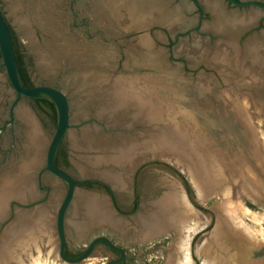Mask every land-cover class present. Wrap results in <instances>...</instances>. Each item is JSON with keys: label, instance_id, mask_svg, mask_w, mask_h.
<instances>
[{"label": "rangeland", "instance_id": "374dc122", "mask_svg": "<svg viewBox=\"0 0 264 264\" xmlns=\"http://www.w3.org/2000/svg\"><path fill=\"white\" fill-rule=\"evenodd\" d=\"M159 1L0 0V9L21 45L32 84L59 88L70 98L72 127L62 141L69 165L62 169L77 180L93 177L108 183L123 210H128L134 189L139 195L137 212L121 216L113 210L107 195L80 186L65 215L67 250L78 255L94 238L104 236L126 252L125 264H177L171 256L175 257V243L184 235L178 231L179 226L175 228L177 223L150 234L142 222L151 213L147 211L151 203L163 205L170 196L176 215L185 218L183 207L175 199L184 193L197 212L194 218L186 217V226L198 222L199 227L190 234L192 264H264V22L263 27L258 26L257 18L255 25L241 33L243 19L235 16L253 9H238L214 0L226 19L237 24L234 33L241 34L238 46L254 37L251 47L259 48L254 64L242 58L235 65L237 39L230 41L207 32L209 12L202 18L192 0ZM197 1L203 4V0ZM123 85H128L129 92V86L138 91L164 119H146L142 126L106 111L114 101L122 102L113 92ZM175 86L195 93L197 101H187L188 96L174 97ZM14 98L0 67V127L8 119ZM19 107L34 116L41 141L47 144L56 127L50 111L26 98ZM189 107L199 116L193 114L186 120L189 110L185 109ZM21 125L17 118L12 128V150L3 162L11 143L9 126L2 134L0 173L28 161ZM160 127L174 128L185 141L170 145V139L177 136L169 133L164 135L166 139L156 137ZM103 138L106 145L101 143ZM164 139L168 143H163ZM185 143H190V149ZM103 157L106 161L98 163ZM39 167H44L43 162ZM191 172L198 177L201 197L190 180ZM42 185L49 186L50 193L45 202L31 207H38L43 215L41 219L34 215L35 220L40 219L35 228L42 229L36 241L42 255L39 264H66L58 257L54 227L66 185L47 173ZM46 195L36 187L35 198L20 205L29 206ZM79 195L96 199L104 214L86 218L84 208H74ZM11 208L6 209L3 228L11 224ZM13 208L20 213L29 210L16 205ZM243 227L253 243L240 235ZM221 229L228 231L224 240ZM240 241L249 256L243 263L236 262ZM36 245L32 244L34 249H27L25 255L20 247L10 251L11 245L5 246L9 255L0 256V264H31L28 253L36 256ZM113 257L107 248L99 246L83 264H105Z\"/></svg>", "mask_w": 264, "mask_h": 264}, {"label": "water", "instance_id": "95a60500", "mask_svg": "<svg viewBox=\"0 0 264 264\" xmlns=\"http://www.w3.org/2000/svg\"><path fill=\"white\" fill-rule=\"evenodd\" d=\"M228 2L236 7L254 6L259 9H264V4L254 1L228 0ZM199 6L202 8L203 12L207 11L210 13L211 21L208 22V25L206 24L205 27L206 28L205 30L207 32L211 33L212 35L225 36V38H227L228 40L230 39V41H233V39H237L236 44H234L236 55L233 57V63L235 65H238L239 60L243 58V61L249 59V63L254 64L256 61L254 59H256L258 55H260L259 48L258 49L256 48L257 56H255L256 52L254 53V51L251 50L249 51L248 46L251 47V44L254 42V37H249L248 39L244 40L242 45L238 46L237 43L240 42L239 40L241 36L240 31L242 29L239 31V33H234V30L237 27L235 25L229 24L228 22L226 23L223 22L222 24H220L221 26H219L218 19L216 18L215 13L212 12L208 7H206L204 2L203 4L199 3ZM249 20L250 19H248L247 21L250 22ZM212 24H214V26H212ZM241 33H243V31ZM262 52H264V50ZM0 56H1V67L4 69L8 83L11 87L13 94L15 95V98L10 102L8 108V119L0 127V140L2 137V133L6 130L8 126L11 130L10 147L3 154L2 162L6 159V157L11 153L12 150V146L14 143V135L12 134V128L17 119V109L21 105L22 98H26L29 100L47 99L54 104L56 109V127L53 136L47 144L41 142L40 147L35 154V159H32L33 161L28 162L26 165L27 167L25 169L23 168L24 163L23 161H21L19 166L16 167L14 166L15 167V169H13L14 171L12 169H9L6 172L0 173V207L2 206L0 210V213H2L0 216V245H2L1 237H3L6 234V232H8L9 226L12 223L18 220L20 216H24L25 214L26 215L32 214L33 216L36 215L39 208L38 207L31 208V207H33L35 204L45 202L46 198L50 193V187L49 186L42 187L41 185H42V178L44 174L47 173L66 185L65 194L56 212L55 226H54L58 241L57 253L61 261L66 264H83L85 260H87L93 255L94 251L99 246H103L120 255L119 259L108 261L105 264L123 263L125 259L124 250L114 245V243L110 239L104 236H98L94 238L85 248V250L78 255L70 256L66 253L67 247H66V234H65V215L70 204L77 197L76 190L80 187V184H83L85 182H97L107 187H109V185L108 183L102 181L101 179L93 178V177L91 178L86 177L80 180H75V178L70 173H68L66 170H63L62 168L58 167L55 164V157L58 148L72 127V125L70 124V98L67 97L59 88L56 87L39 85L29 88L22 84L18 73V67H17L14 48H13L12 36L9 29V23L6 20L5 16L3 15L1 9H0ZM177 88L178 86H175V93H173V95H175L174 97L179 99L180 98L185 99V97L188 96L187 101H197L196 99L198 97L196 96L195 93L188 94V92H184L182 89L179 88L177 89ZM262 89H263L262 91H264V85L262 86ZM137 93L139 92L137 91ZM123 105L126 104L123 103ZM185 110L186 111L189 110L187 111V114L189 113V115L185 116L186 120H188V118H191L193 114L199 116V113L196 110H194L193 107H189V109H185ZM166 112L169 113L170 110L169 111L167 110ZM114 113L117 114L118 117L120 118H125L126 120L132 121V123L134 122L139 123L142 126L146 122V120L141 116L139 117L134 116L132 114V110L129 109L128 107L122 106L120 110L117 109V112ZM146 119L150 120V117L148 118L146 117ZM190 123L193 124L194 121H190ZM169 129L171 128L160 127V129L158 130L159 136L156 135V137L158 138L161 137L160 139L164 138L165 136L167 137V135L169 134L168 132ZM171 130L174 131L175 129H171ZM175 136H177V134ZM165 139L163 140L164 143L165 142L168 143V141ZM169 142L170 145H173L171 141ZM121 143L123 144V142ZM27 144L28 145L24 146V151L25 154L28 155L29 154L28 152L30 150V147H32V144L29 142ZM179 144H182V142ZM33 157L34 156L31 155L30 153L29 158H33ZM2 162L0 163V166ZM41 162H43L44 164V167L42 168L39 167ZM9 168H13V167H9ZM36 187L39 190H43V189L47 190V195L45 199L41 201H36L29 206L20 205L21 201H25L26 199L33 200L35 198ZM11 199L12 201L9 202V200ZM10 205L12 207L11 208L12 210L8 222L10 221L11 224H8V226L3 228V225L7 223V221L6 222L3 221L5 220L7 214L6 209ZM13 205L21 207L22 209H29V210L27 213L26 212L20 213L19 210L13 208Z\"/></svg>", "mask_w": 264, "mask_h": 264}, {"label": "bare ground", "instance_id": "6f19581e", "mask_svg": "<svg viewBox=\"0 0 264 264\" xmlns=\"http://www.w3.org/2000/svg\"><path fill=\"white\" fill-rule=\"evenodd\" d=\"M159 2H161V0ZM205 2H206V5L210 9H212L213 12L215 13L216 18L218 19L219 26H221L220 25V21L223 20V22H228L229 24L235 25L237 27V24L233 22L234 20L226 19V17H225L226 15L223 14L221 9H219L216 6V4H214L213 2H211L209 0H205ZM241 21L244 22V20H241ZM243 22L241 24H239L240 27H242L244 25L245 22L244 23ZM248 48H249V51L251 50V51H254V53L256 52V50H254V48L252 49V47H250V46H248ZM126 87H128V85L120 86V89H118L117 92H113L114 93L113 95H115L117 97V99L119 98V100L122 99V102H119V103L114 102L111 105V107H108V109L106 108V111H109L111 113L113 112L112 115H114V112H117V109L120 110L121 107L123 106V107H128L129 109H131L132 110V114L134 116H137V117L141 116L145 120H146V117L147 118L150 117L151 120L153 118H155L156 120L157 119L159 120L160 115L154 113L155 112L154 111L155 108L154 107H149L147 105L146 101H144V99H142L143 96L141 95L142 96L141 97L140 94L138 95L137 91L132 90L131 86H129L130 87V89H129L130 92L127 90ZM123 103H125L126 105H123ZM148 103L153 105L152 102H150V101ZM160 109L161 108H159V112H161ZM163 116L161 117L162 119H164ZM17 118L19 119V121L22 124L21 125V128H22L21 130H23V136H24V139H25V141H24L25 142V146L28 145L27 144L28 142L32 144V147H30V150H29L28 153L29 154L31 153V155L34 156L33 158H29V154L28 155L26 154L28 156V161L23 162L24 163L23 168L25 169L27 167L26 166L27 163L33 161L32 159H35V154L38 151L42 141H41V137H40L41 136L40 135V129H39L38 125H37V122H36L34 116L27 109L19 107L17 109ZM161 118H160V120H162ZM166 118H167V116H166ZM155 119H153V120L155 121ZM171 129H169L168 132L171 135H173L174 137H176L175 135L178 134V133L175 130L172 131ZM181 135L177 136L176 139H170V141L172 142V144L174 146H177L176 144L181 143L182 138H184L183 136L181 138ZM157 140H159V139H157ZM184 141L185 140H183L182 142H184ZM150 142H152V141L150 140ZM101 143H102V145H106L107 144L105 139ZM186 144H187V148L190 149L189 146H188V145H190V143H186ZM131 147L133 148V146H131ZM134 147H135V145H134ZM99 159H97V162H98ZM106 159H107V157H103V159L99 160L98 163H100V162L102 163L103 161H106ZM191 168H194V167L192 166ZM191 168L189 170H191ZM192 170L195 171L194 169H192ZM198 171L196 172L197 175H198ZM194 175H195V172L191 174V176H190L191 179L190 180L193 181L192 183L195 186V189L197 191L198 197H201V195H202V187H201L200 183H198V181L196 180V179H198V177L195 178ZM227 192H228V189H227ZM227 192L225 194H227ZM168 199L169 200L164 201L163 205H160V206H158V204H156V203H151L150 204L151 207L149 209H147V211L148 212L150 211L151 213L148 215L149 216L148 218L146 217V219L143 220L142 226L147 228V231L150 234H153V233H155V231L157 229L163 228L164 226H166V228H167V227H170L173 223H174V225H175V223H177L175 228L177 226H179L178 227V231L184 232V235L182 234L183 236H181L179 239H177L178 243L177 242H176L177 244L175 243V245H177V248H176L177 252H175V257H172V256H174V254H173L171 256V258L173 259V261H176L177 264H192V261L190 259V255H189L190 234L194 233L199 227H198V222H195V224H193V226H190V227L186 226L185 222H187V220H188L186 218L187 216H190L188 218L191 219L194 216L193 214H196L197 212L195 213V209L191 206V204L189 203V201H188V199H187V197H186V195L184 193H181L180 195L177 194V197L175 196V199L177 200V202L179 200L178 203H180V204H178V206L183 207L185 216L187 215L185 218L181 217V216H183L181 214H180L181 216L178 215V214L176 215V211H174V207L175 206H173L174 203L172 202L174 200V198L170 196ZM177 202H176V204H177ZM76 205H77V207H76ZM76 205L74 207V208H76V210H79L78 209V205L81 207V209L84 208V211H83L84 215L86 216V218H89V219L94 218V217H101L104 214V211L102 209L100 210V207H99V204H98L97 200L94 199L93 197H90V196L85 197L83 195H81V196L79 195L78 199L76 201ZM1 208H2V206L0 207V210H1ZM183 209L182 210L180 209L178 211L180 213H183V212H181V211H183ZM41 211L42 210L37 211L38 213L36 214L37 217H39L40 219L43 217ZM39 213H40V215H38ZM1 214L2 213H0V216H1ZM40 219L39 220H35L34 216L32 217L31 214H27V215L25 214L24 216H20L18 220H16L14 223H12L9 226L8 232H6V234L3 237H1V242L3 244V246H1V248H3V249L0 248V256L6 258L9 255V253H8V255H6V253L8 251L6 252V250H4L5 246L7 247V246L11 245L10 251L13 250L12 248L14 246L15 247L16 246L20 247L21 251H23V254H24L25 252H27V249L30 250V248L33 247L32 244L36 245L38 243V242L36 243L37 238L39 237L37 232H42V229H41V231H38V229L35 228V224H37V222L40 221ZM189 222H190V220H189ZM173 228H174V226H173ZM237 230H234V231H237ZM177 233H179V232H177ZM227 233H228V231L226 229H221V231H220V235H222V237L223 236L227 237V235H228ZM239 233H240V235L242 237L246 236V238H248L251 241V243H253L254 240L252 239V237H251L250 233L248 232L247 228H245V227L240 228ZM236 234L238 235V233H236ZM179 236H180V234H179ZM233 236H235V235H233ZM225 237H223L222 240H224ZM38 240H39V238H38ZM224 242H226V241H224ZM248 243H250V242H248ZM51 244H53V243H51ZM239 246L240 247H238L239 248L238 250L236 248V250H237L236 262L239 261L240 263H243V262L247 261V259H249V258H246V257H249V256L246 255V253L244 252L245 251V246H243L241 244V241H240V245ZM34 247H33V249H34ZM174 247H176V246H174ZM207 250L209 251V249H207ZM36 251H37L36 252V256H32L30 253H28L30 255V257H31V259H30L31 264H39L40 263V257L42 255H41V250L38 247V245H36ZM204 252L206 254V250H204ZM176 254L179 255V257L176 256ZM172 259H171V261H172ZM18 260L20 261V256H19ZM21 260H22V258H21ZM183 260H184L183 263L179 262V261H183ZM249 264H251V263H249Z\"/></svg>", "mask_w": 264, "mask_h": 264}, {"label": "flooded vegetation", "instance_id": "af4514ba", "mask_svg": "<svg viewBox=\"0 0 264 264\" xmlns=\"http://www.w3.org/2000/svg\"><path fill=\"white\" fill-rule=\"evenodd\" d=\"M223 1L227 5L232 6V7H235V8H238V9H258L261 12L264 11V9H259L257 7H254V6L236 7V6L232 5L231 3H229L228 0H223ZM237 1H254V2H258V3L264 4V0H237ZM192 2L194 3V5H195V7L197 9L198 14L202 18L204 16H206V13L203 12L202 8L199 6V2L197 0H192ZM258 21H259V25L258 26H262L263 27L264 14H262V15H260L258 17ZM0 67H1V64H0ZM66 159L68 161V157L67 156H66ZM75 180H77V179H75ZM88 184H89V186H88ZM41 186L44 187L43 185H41ZM80 186L81 187H85L86 189H95V190H98V191L104 193L105 195H107V197L109 198L111 207L113 208V210L118 215H121V216H130V215L134 214L135 212H137V210L140 208L139 207V202H140L139 195H138L136 189H134V191H133V196H132L131 203H130V206H129L128 210L127 209L126 210H123V208L120 206L119 197H118L117 193L110 187V185H109V187H107V186H105L103 184H100V183H97V182H85V184L84 183L83 184H80ZM134 188H135V185H134ZM43 190L47 192L46 189H43ZM109 251L112 252L113 255H114V257L110 261L117 260V259L120 258V255L119 254H117V253H115V252H113L111 250H109ZM66 253L67 254L69 253V251L67 250V248H66ZM75 255H77V254H75ZM126 256L127 255H126V252H125V259H124L123 263H121V264H125L126 263ZM117 264H120V263H117Z\"/></svg>", "mask_w": 264, "mask_h": 264}, {"label": "trees", "instance_id": "16d2710c", "mask_svg": "<svg viewBox=\"0 0 264 264\" xmlns=\"http://www.w3.org/2000/svg\"><path fill=\"white\" fill-rule=\"evenodd\" d=\"M9 29H10V33L12 36L13 48H14V53H15V58H16L20 80L24 86L31 88L34 85L31 82V78H30L29 71H28L27 64H26V59H25L24 54L21 51V45L19 44V41L16 38L15 34L13 33V30L11 29L10 25H9ZM0 59H1V56H0ZM32 101L41 108L43 107L47 108L51 113V118L53 120V123L56 125V109H55L54 104L47 99H34ZM55 164L60 168H63L69 165V162L66 159V154L63 150L62 144L58 148V151L55 157ZM185 184H186V190L190 192V187L187 185V183ZM68 255L73 256L74 254L68 253Z\"/></svg>", "mask_w": 264, "mask_h": 264}, {"label": "crops", "instance_id": "0c3cea01", "mask_svg": "<svg viewBox=\"0 0 264 264\" xmlns=\"http://www.w3.org/2000/svg\"><path fill=\"white\" fill-rule=\"evenodd\" d=\"M209 1H211V2H213V3H215V1L214 0H209ZM203 2H204V4L206 5V2H205V0H203ZM219 7H220V5L219 4H217ZM206 7H208L207 5H206ZM209 8V7H208ZM210 9V8H209ZM212 12H213V10L212 9H210ZM222 10V9H221ZM249 10H251V9H249ZM222 12H223V10H222ZM223 14H225L224 12H223ZM264 14V13H263ZM241 15V18L244 20V25L241 27V32L243 31H245L246 29H248L250 26H253V25H255L254 23H255V20L260 16V15H262V12L260 11V10H258V9H253V11H251L250 13H245V12H242L241 14H236V18H238V16H240ZM240 18V19H241ZM248 19H250L249 21L250 22H248L247 20ZM263 34V36H264V32L262 33ZM260 35H261V33H260Z\"/></svg>", "mask_w": 264, "mask_h": 264}]
</instances>
